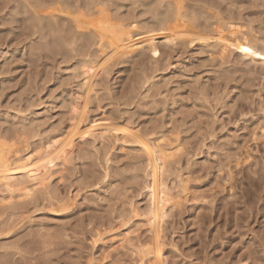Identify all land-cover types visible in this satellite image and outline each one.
<instances>
[{
  "label": "rangeland",
  "instance_id": "374dc122",
  "mask_svg": "<svg viewBox=\"0 0 264 264\" xmlns=\"http://www.w3.org/2000/svg\"><path fill=\"white\" fill-rule=\"evenodd\" d=\"M175 9L228 43L178 45L157 58L112 53L89 99L79 97L84 63L100 60L93 18L136 21L144 31ZM76 101L89 105L83 125L104 121L117 138L76 137L47 191L0 193V264H264V0H0V150L24 155L66 136ZM127 129L164 140L175 160L148 154L145 176ZM152 200L169 206L165 216L153 219Z\"/></svg>",
  "mask_w": 264,
  "mask_h": 264
},
{
  "label": "bare ground",
  "instance_id": "6f19581e",
  "mask_svg": "<svg viewBox=\"0 0 264 264\" xmlns=\"http://www.w3.org/2000/svg\"><path fill=\"white\" fill-rule=\"evenodd\" d=\"M35 2V1H34ZM92 3V2H91ZM96 3V2H95ZM122 3V2H121ZM32 6V5H31ZM62 6V5H61ZM148 6V5H147ZM35 7V6H34ZM37 7V6H36ZM57 7V6H56ZM175 8V7H174ZM103 10L105 8H102ZM178 9V8H176ZM174 10L175 14L170 16L165 15L164 17L162 15L161 18L159 19V25L157 23V27H147L148 29H144V31H140L143 27L140 28V26L138 27V25L140 24H136L138 22H134V21H129L127 23H118L119 25H114V24H110L108 23V21L106 20H102V19H97L93 20L92 19V26L89 28V33L94 35L97 38V44H98V51L100 52V56L99 59L96 63H89L87 65H85L86 63H84V70H83V81H82V88H83V95H79V97H82L85 99L84 101H87L86 99H89L87 97H89V94L92 93V91L96 88L94 87V83H95V79L96 77H98V68L100 69V71L103 69L107 68V65L105 64L106 60L108 58H110V54L113 53V55L116 56H128V58H125L127 60H129V56L131 57V55H137L139 54V56H141V54H145L148 53L150 56L157 58L160 57L161 55H164L165 50L169 49L170 52V48H171V52L173 53L172 49L179 45V47H181L180 45H188L187 48L189 46H192L194 48V45H198L201 46L202 48L207 47V50H211V48L208 47H216L219 41L218 40H225L223 39V37H221L222 39L218 38L217 35L215 34L216 32H214V28L212 30H214L213 32H205L203 29L202 34H200L199 30L201 27H199L198 29H196V25L193 22V24L195 25L192 26V20L191 22L188 20H186V17L180 12V10ZM106 10V9H105ZM102 12V11H101ZM99 12V13H101ZM168 12V11H167ZM183 12V11H182ZM45 13V12H44ZM43 13V14H44ZM25 14V13H24ZM48 14V13H47ZM95 14V13H94ZM186 14V13H185ZM61 15V14H60ZM106 15V14H105ZM157 15V14H156ZM155 15V16H156ZM192 15V14H191ZM93 15H91L92 17ZM107 16V15H106ZM133 16V15H132ZM159 16V15H158ZM159 16V17H160ZM166 16V17H165ZM28 17V16H27ZM67 17V16H66ZM70 17V16H69ZM81 17V16H80ZM102 17V16H101ZM55 18V17H53ZM104 18V16H103ZM106 18V17H105ZM76 20H74L75 22L78 21V17L74 18ZM151 19V18H150ZM33 20V19H32ZM91 20V19H90ZM110 20V19H109ZM114 20V19H113ZM197 20V19H196ZM68 21V20H67ZM66 21V22H67ZM207 21V20H206ZM209 21V20H208ZM38 22V21H37ZM61 22V21H60ZM89 22V21H88ZM118 22V21H117ZM198 22V21H197ZM41 23V22H40ZM78 23V22H76ZM83 23V22H82ZM199 23V22H198ZM144 24V23H143ZM146 24V23H145ZM213 24V22H212ZM80 25V23H79ZM78 24L73 26L75 27L76 30H79V33H82L81 35H83L84 33H87L85 31H83V26L80 28ZM91 24H89L90 26ZM214 25V24H213ZM213 25H211V27H214ZM228 25V24H227ZM210 27V26H209ZM61 28V27H60ZM70 28V27H69ZM204 28V27H202ZM229 26H227V31H230ZM54 29V28H53ZM66 29V27H65ZM211 30V28H209ZM139 30V31H138ZM206 30H208L206 28ZM199 31V32H197ZM65 32V31H64ZM204 32L206 34H204ZM224 32V31H223ZM221 32V33H223ZM231 32V31H230ZM69 33V32H68ZM221 33H219L221 35ZM77 35V32H76ZM78 36V35H77ZM68 37V36H67ZM76 37V36H75ZM83 37V36H82ZM226 37V35H225ZM71 38V37H70ZM95 38V39H96ZM73 39V38H72ZM88 39V38H87ZM93 39V38H92ZM230 39V38H229ZM227 39V40H229ZM66 40V39H65ZM69 40V39H67ZM83 40V39H82ZM85 40V39H84ZM73 41V40H72ZM222 41V42H223ZM226 41V40H225ZM235 41V40H234ZM237 41V40H236ZM228 43V41H226ZM82 43V42H81ZM224 43V42H223ZM239 43V42H237ZM77 44V43H75ZM225 45V44H224ZM242 45V43H241ZM245 45V44H244ZM243 45V46H244ZM76 46V45H75ZM78 46V45H77ZM97 46V45H96ZM197 46V47H198ZM230 45L228 44L229 47ZM60 47V46H59ZM183 47V46H182ZM181 47V48H182ZM220 47V46H219ZM225 47V46H224ZM225 47V48H226ZM246 47V46H245ZM94 48V47H93ZM185 48V47H183ZM186 48V49H187ZM217 48V47H216ZM223 48V47H222ZM165 49V50H164ZM191 49V48H190ZM205 49V48H204ZM228 49V48H226ZM166 50V51H167ZM174 50V49H173ZM202 50V49H200ZM214 50V49H212ZM217 50V49H215ZM210 51V53L212 54L213 52L215 53L216 51ZM220 50V49H219ZM175 51V50H174ZM205 51V50H204ZM222 50H220L218 52V54H214L217 55V59H220L219 57H223V53H221ZM223 51L226 54L225 49H223ZM74 52V51H73ZM83 52V51H82ZM180 52V51H179ZM206 52V51H205ZM208 52V51H207ZM202 53V51H201ZM146 54V55H148ZM169 54V53H168ZM212 54V56H213ZM224 54V56H226ZM89 55V54H88ZM148 55V56H149ZM172 55V54H171ZM219 55V56H218ZM108 56V57H107ZM138 56V55H137ZM138 56V57H139ZM90 57V55H89ZM113 59V56H111ZM144 57V56H143ZM146 57V56H145ZM144 57V58H145ZM169 57V56H168ZM116 58H121V57H116ZM136 58V57H135ZM140 58V57H139ZM142 58V59H144ZM153 58V59H154ZM83 59V58H82ZM111 59V60H112ZM117 59V62H119L120 60ZM141 59V60H142ZM152 59V60H153ZM160 59V58H159ZM162 59V58H161ZM84 60V59H83ZM86 60V59H85ZM91 60V59H90ZM97 60V59H96ZM116 60V59H115ZM113 60V61H115ZM119 60V61H118ZM158 60V59H157ZM109 63V59L107 60ZM124 61V60H122ZM120 61V62H122ZM156 61V60H155ZM224 61V60H223ZM89 62V59H88ZM138 62V61H137ZM80 63V62H79ZM83 63V62H82ZM112 63V62H110ZM154 63V60H153ZM201 63V62H200ZM160 64V63H159ZM78 65V64H77ZM83 65V64H82ZM105 65V67L103 66ZM130 65V64H129ZM134 65V63H133ZM144 65V64H143ZM104 67V68H103ZM133 67V66H132ZM82 68V67H81ZM82 68V69H83ZM157 68V67H156ZM147 69V68H146ZM107 71V70H104ZM80 73V72H79ZM110 73V72H109ZM103 74V73H102ZM155 74V73H154ZM133 76V75H132ZM105 77V76H104ZM107 77V76H106ZM152 78V77H151ZM201 78V77H200ZM78 79V78H77ZM81 80V79H80ZM98 81V80H97ZM195 81V80H194ZM225 81V80H224ZM143 82V81H142ZM80 83V82H79ZM97 84V83H95ZM101 84V83H100ZM105 84V83H104ZM144 84V83H143ZM148 84V83H147ZM80 85V84H78ZM103 85V84H102ZM101 85V86H102ZM99 86V84H98ZM107 86V85H106ZM94 87V89H93ZM220 87V86H219ZM103 88V86H102ZM108 90V89H107ZM81 91V92H82ZM103 91V89H102ZM94 92V91H93ZM100 92V91H99ZM105 92V91H104ZM131 92V91H130ZM81 94V93H80ZM95 96V94H93ZM97 95V93H96ZM92 96V95H91ZM71 97V96H70ZM75 97V96H74ZM78 97V98H79ZM78 98L75 97V99L77 100ZM100 98V97H99ZM105 98V97H104ZM204 98V97H203ZM92 99V98H91ZM79 100H81L79 98ZM202 100V99H201ZM96 101V100H95ZM98 101V100H97ZM101 101V100H100ZM79 103H81L82 101H78ZM76 101V103H78ZM89 102V101H88ZM87 102V103H88ZM75 103V104H76ZM76 104L74 105L73 112L74 113V117L76 118V121H74V124H72V129L68 130V133L66 134V136H62L61 134L57 137H53L50 139V141L48 143H46L43 147H40V149L33 153H27L24 155H21L20 153H16L14 154V156L12 155V157H8L7 153H4L3 151L0 150V193L2 191H6L7 193H9L10 195L13 196V198L15 197H22V196H31L32 194L34 195L35 192L39 191V190H46L48 188V182L50 181L51 177H52V173L54 168L56 167L58 162H63L66 163V161L69 159V155L71 153V150L73 148V146L75 147V140L76 137H81L83 138L82 140H84L85 138H88L87 140H89V138H92L94 140H102L101 142H104L103 140L109 138V137H114V127L115 126H111L108 125V123H103L104 121H93V122H86V125L82 124V121L85 122V120H82L84 113L85 112V105H80V104ZM84 103V102H83ZM72 104V103H71ZM68 105V104H67ZM94 106V105H93ZM107 108V107H106ZM102 109V108H101ZM95 110V109H94ZM247 111V110H246ZM71 112V110H70ZM95 112V111H94ZM116 112V111H115ZM243 112V111H242ZM24 114V113H23ZM110 114V113H109ZM73 116V115H72ZM242 116V115H241ZM87 118V116H85ZM84 117V118H85ZM112 117V116H111ZM85 118V119H86ZM242 118V117H241ZM88 119V118H87ZM86 119V120H87ZM113 120V119H112ZM116 120V119H115ZM41 121V120H40ZM63 122V121H62ZM72 122V121H71ZM248 122V121H246ZM32 123V122H31ZM28 124V123H27ZM21 126V125H20ZM259 127V126H257ZM258 129H261V133L264 132V126L259 127ZM16 130V129H15ZM55 130V129H54ZM260 131V130H259ZM260 133V132H259ZM45 134V133H44ZM255 134V133H254ZM263 134V133H262ZM58 135V134H57ZM125 135H128L127 138H129V136H131L135 142L137 144H139L140 148L139 151L141 153H143L142 155L145 156V162L146 164V173L145 176H148V154L151 156V158L155 159L157 158V156H161V158L164 160V162H170L171 159H174L175 153H171L170 155H166V153H169L168 150L164 149L165 147H171L169 144H164L162 145L165 141H163V143H161V140H157L154 143H151L149 141H143L139 136L135 135L134 132H132V130H128L125 131ZM264 135V134H263ZM49 136V135H48ZM142 136V135H141ZM259 136V135H258ZM119 137V136H118ZM130 137V139H132ZM111 138V139H112ZM115 138H117L115 136ZM114 138V139H115ZM122 138V137H121ZM120 138V139H121ZM119 139V138H118ZM86 140V139H85ZM91 140V139H90ZM89 140V141H90ZM92 140V141H94ZM98 140V141H99ZM113 140V139H112ZM123 140V139H122ZM125 140V138H124ZM81 141V140H80ZM107 141V140H106ZM110 141V140H108ZM107 141V142H108ZM116 141V140H115ZM130 141V140H129ZM87 142V141H86ZM96 142V141H95ZM93 142V143H95ZM114 142V140H113ZM168 142V141H167ZM25 143V142H24ZM89 143V142H87ZM105 143V142H104ZM125 143V142H124ZM174 144V142H172ZM1 144V143H0ZM4 145V143H2ZM90 144V143H89ZM102 144V143H101ZM106 144V143H105ZM134 144V143H133ZM85 145V144H84ZM94 145V144H93ZM1 146V145H0ZM13 146V145H12ZM96 146V144H95ZM136 146V145H135ZM14 147V146H13ZM100 147V146H99ZM106 147V146H105ZM110 148V147H109ZM104 149V148H103ZM102 149V150H103ZM138 149V148H137ZM156 149V150H155ZM11 150V149H8ZM131 150V149H130ZM152 150L154 152H152ZM6 151V150H5ZM12 151V150H11ZM137 151V150H136ZM258 151V150H257ZM13 152V151H12ZM92 152V151H91ZM105 152V151H104ZM108 152V150H107ZM138 152V151H137ZM253 152V151H252ZM77 153V152H76ZM102 153V152H101ZM183 153V152H182ZM226 153V152H225ZM74 154V153H73ZM109 154V153H108ZM102 155V154H101ZM230 155V154H229ZM104 156V155H103ZM159 156V157H160ZM227 156V155H226ZM112 157V156H111ZM78 158V157H77ZM95 158V157H94ZM133 158V157H131ZM247 158V157H246ZM99 159V158H98ZM116 159V158H115ZM72 160V157H71ZM71 160L69 159L68 161L71 162ZM175 160V159H174ZM101 161V160H100ZM135 161V160H134ZM177 161V160H176ZM87 162V161H86ZM178 162V161H177ZM62 163V164H63ZM179 163V162H178ZM73 164V163H71ZM70 164V165H71ZM174 164V163H173ZM67 165V164H66ZM69 165V163H68ZM98 165V164H97ZM58 166V165H57ZM63 166V165H62ZM65 166V165H64ZM83 166V165H82ZM113 166V165H112ZM73 167V166H72ZM103 167V166H102ZM166 166H164L163 168H165ZM145 168V167H144ZM60 169V168H59ZM111 169V167H110ZM113 169V168H112ZM62 170V169H61ZM65 170V169H64ZM67 170V169H66ZM65 170V171H66ZM107 170V169H106ZM177 170V169H176ZM166 171V170H165ZM62 173V172H61ZM176 173V172H175ZM181 173V172H180ZM95 175V174H94ZM107 175V174H106ZM177 175V174H176ZM132 176V175H131ZM54 177V176H53ZM106 177V176H105ZM139 177V176H138ZM87 178V177H86ZM160 179L162 178V175H160L159 177ZM82 179V178H81ZM127 179V178H126ZM125 179V180H126ZM53 180V179H52ZM130 180V179H129ZM76 182V181H75ZM80 182V181H79ZM138 182V181H137ZM83 183V182H82ZM98 183V182H97ZM64 184V183H63ZM79 185V184H78ZM94 185V184H92ZM185 185V184H184ZM75 186V185H74ZM81 186V185H80ZM51 188V187H50ZM49 191V189H48ZM56 191V190H55ZM87 191V190H86ZM41 192V191H40ZM45 193V191H43ZM50 192V191H49ZM48 192V193H49ZM127 192V190H126ZM178 192V191H177ZM180 192V191H179ZM185 192V191H184ZM47 193V192H46ZM52 193V192H51ZM186 193V192H185ZM46 195V194H45ZM50 195V194H49ZM48 195V196H49ZM181 195V194H180ZM4 196V193H3ZM55 196V195H54ZM47 197V196H46ZM182 197V196H180ZM52 198V196H51ZM153 198V197H152ZM1 199V198H0ZM4 199V198H3ZM17 199V198H16ZM19 199V198H18ZM47 199V198H46ZM48 200V199H47ZM16 201V200H15ZM173 199L168 198L167 200V204L166 205H171V207L174 206L173 203ZM6 202V201H5ZM156 200H152L149 203V207H148V211L149 214H153L155 212L158 213V215H156L153 219H160V217L165 216L166 214V210L167 208L169 209V206L167 208H163V206H160L158 204H156ZM59 203V202H58ZM5 204V203H4ZM20 204V203H19ZM83 204V203H82ZM178 203H176L177 205ZM178 206V205H177ZM66 207V206H65ZM62 208V207H61ZM24 209V208H23ZM8 211V210H7ZM22 211V210H21ZM57 211V210H56ZM61 211V210H60ZM133 213H135L134 210H132ZM16 212V211H15ZM129 212V211H128ZM137 212V211H136ZM26 213V212H25ZM132 213V215H133ZM11 214V213H10ZM22 214V213H21ZM123 214V213H122ZM16 215V214H15ZM19 215V214H18ZM25 215V214H22ZM136 216V215H135ZM134 216V217H135ZM9 217V216H8ZM14 217V216H13ZM41 218V217H40ZM124 218V217H123ZM2 219V218H1ZM10 219V218H9ZM127 219V218H126ZM135 219V218H134ZM153 219H149L146 218L144 222H146L147 225L150 224V222ZM4 221V219H2ZM122 220V219H121ZM8 222V221H7ZM35 222V221H34ZM125 222V221H124ZM131 223V222H130ZM4 224V223H3ZM137 224V223H136ZM145 224V225H146ZM129 225V223L127 224ZM133 225V224H132ZM135 226V225H134ZM130 228V227H129ZM6 230V229H5ZM46 230V229H45ZM130 230V229H129ZM128 231V230H127ZM131 231V230H130ZM129 231V232H130ZM138 231V230H137ZM13 232V231H12ZM139 233V232H138ZM128 235H130L131 233H128ZM125 233V237H121L118 242H121L120 244H124L126 242H128V244H130V236L128 238V235ZM140 235V234H139ZM42 236V235H41ZM133 237V236H132ZM118 238V237H117ZM115 239V238H114ZM116 240V239H115ZM138 241V240H137ZM140 241V240H139ZM152 241H155V239L152 238ZM16 244V243H15ZM132 244V243H131ZM46 245V244H44ZM49 245V244H48ZM119 245V244H118ZM117 245V246H118ZM134 245V244H133ZM133 245L132 246V250H133ZM136 245V244H135ZM143 245V244H142ZM50 246V245H49ZM129 247V246H128ZM138 247V246H137ZM136 247V248H137ZM143 247V246H140ZM139 247V248H140ZM151 247H154L153 245ZM26 248V247H25ZM123 248V247H122ZM126 248V247H125ZM145 248V247H144ZM21 249V248H20ZM129 249V248H128ZM138 249V248H137ZM142 248H140L141 250ZM15 250V249H14ZM117 250V249H116ZM126 250V249H125ZM135 250V249H134ZM143 250V249H142ZM8 251V249H7ZM122 251V250H121ZM129 252V251H128ZM138 252V250H137ZM141 252V251H140ZM142 253V252H141ZM141 253H139L141 255ZM145 256L147 257L149 255L148 253V249L146 250V252L144 251ZM153 254V252H150ZM147 254V256H146ZM144 255V254H143ZM133 257V256H131ZM139 257V256H138ZM15 259V258H14ZM251 259V258H250ZM136 262V261H135ZM139 262V261H138ZM151 262V261H150ZM149 264V263H148Z\"/></svg>",
  "mask_w": 264,
  "mask_h": 264
},
{
  "label": "snow or ice",
  "instance_id": "6c2138e0",
  "mask_svg": "<svg viewBox=\"0 0 264 264\" xmlns=\"http://www.w3.org/2000/svg\"><path fill=\"white\" fill-rule=\"evenodd\" d=\"M244 51H249L248 49H244Z\"/></svg>",
  "mask_w": 264,
  "mask_h": 264
}]
</instances>
